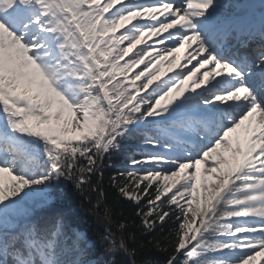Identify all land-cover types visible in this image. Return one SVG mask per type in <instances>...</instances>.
Returning <instances> with one entry per match:
<instances>
[{
	"label": "snow or ice",
	"instance_id": "6c2138e0",
	"mask_svg": "<svg viewBox=\"0 0 264 264\" xmlns=\"http://www.w3.org/2000/svg\"><path fill=\"white\" fill-rule=\"evenodd\" d=\"M235 37L258 40V54H234ZM165 64L176 68L160 77ZM133 139L128 167L106 177ZM65 181L107 221L96 241L58 211L32 220ZM105 181L136 205L131 221ZM258 260L264 13L226 0H0V264Z\"/></svg>",
	"mask_w": 264,
	"mask_h": 264
},
{
	"label": "trees",
	"instance_id": "16d2710c",
	"mask_svg": "<svg viewBox=\"0 0 264 264\" xmlns=\"http://www.w3.org/2000/svg\"><path fill=\"white\" fill-rule=\"evenodd\" d=\"M135 140L126 143L124 150L115 152L111 157V167L106 170L105 176L113 174L115 171H123L128 167L125 157L132 154ZM105 189L107 192L108 203L114 214L120 218H128L129 221L135 217L136 205L131 201L118 197L116 191L111 188L105 181ZM52 201L48 205H36L31 210V218L36 222H43L50 219L53 211L63 213L72 226L87 235V237L96 241L98 236L104 233L107 221L103 218L101 212L97 211L93 202L81 194L71 181H65L63 185L52 193ZM151 239V237H148ZM147 251V250H146ZM100 245L97 243L94 249L95 255H90V259H94L99 255ZM158 255V254H156Z\"/></svg>",
	"mask_w": 264,
	"mask_h": 264
},
{
	"label": "rangeland",
	"instance_id": "374dc122",
	"mask_svg": "<svg viewBox=\"0 0 264 264\" xmlns=\"http://www.w3.org/2000/svg\"><path fill=\"white\" fill-rule=\"evenodd\" d=\"M184 54H185V53H184V50H182L181 53L178 54V57H179V58H178V60H177V63L180 62V58H182ZM175 68H176V64H165V65L161 68L160 73H159V76H160V77H163V76L165 75V73H168V74H169V73H171L172 70L175 69ZM231 138H232V139L236 138V134H235V133L231 134ZM233 141H234V144H235V140H233ZM258 264H260L259 260H258Z\"/></svg>",
	"mask_w": 264,
	"mask_h": 264
},
{
	"label": "bare ground",
	"instance_id": "6f19581e",
	"mask_svg": "<svg viewBox=\"0 0 264 264\" xmlns=\"http://www.w3.org/2000/svg\"><path fill=\"white\" fill-rule=\"evenodd\" d=\"M261 6V3L259 2V0H257L254 4V7H260Z\"/></svg>",
	"mask_w": 264,
	"mask_h": 264
}]
</instances>
